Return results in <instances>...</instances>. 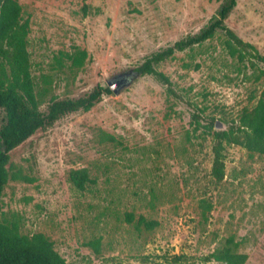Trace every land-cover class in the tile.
Returning a JSON list of instances; mask_svg holds the SVG:
<instances>
[{
	"label": "rangeland",
	"instance_id": "1",
	"mask_svg": "<svg viewBox=\"0 0 264 264\" xmlns=\"http://www.w3.org/2000/svg\"><path fill=\"white\" fill-rule=\"evenodd\" d=\"M222 1L19 0L42 111L118 76L133 80L10 153L11 175L32 181H8L0 220L15 216L21 233L45 234L69 264H219L209 256L229 238L245 264H264V155L225 143V178L211 173V132L237 125L259 99L264 65L232 55L218 32L158 65L180 98L135 73L197 33ZM226 23L264 55V0H238ZM76 48L88 54L79 69L61 58ZM79 169L92 180L84 190L69 180Z\"/></svg>",
	"mask_w": 264,
	"mask_h": 264
},
{
	"label": "trees",
	"instance_id": "2",
	"mask_svg": "<svg viewBox=\"0 0 264 264\" xmlns=\"http://www.w3.org/2000/svg\"><path fill=\"white\" fill-rule=\"evenodd\" d=\"M237 2L238 0H223L216 13L197 33L189 34L173 45L146 57L135 68V73L152 76L166 87L169 96L180 98L170 78L158 70V65L172 58L176 52L203 44L218 32L227 37L232 55L241 58L246 56L251 62L264 65V55L260 54L254 45L241 39L226 23ZM83 10L87 13L88 6H84ZM21 15L19 0H0V54L3 57L0 65V109L4 112L0 122V201L11 178L32 181L20 172L11 175L7 168L10 153L15 148L38 131L52 127L64 116L78 111H89L103 96L113 93L108 86L98 84L88 93L78 97L54 98L48 103L47 109L42 111L26 50L28 22L21 23ZM87 56V52L80 48H76L72 53H61V58L69 59L72 67L77 69L84 65ZM256 79H263L264 83V69L260 70ZM194 119L199 123L200 115L194 114ZM210 125H214L213 120ZM211 135L214 140L211 173L218 182L225 178V143L239 145L251 154L264 155V90L251 107L243 108L237 125L227 130L212 131ZM69 180L79 190H84L86 185L92 182L86 169L71 170ZM128 217L132 220L130 215ZM94 243L99 244V241L92 244ZM237 248L238 244L229 238L224 246L213 252L209 258L219 264H245L248 256L239 253ZM0 264L69 263L45 234L36 233L29 236L21 233L20 221L13 216L11 219L0 220Z\"/></svg>",
	"mask_w": 264,
	"mask_h": 264
},
{
	"label": "water",
	"instance_id": "3",
	"mask_svg": "<svg viewBox=\"0 0 264 264\" xmlns=\"http://www.w3.org/2000/svg\"><path fill=\"white\" fill-rule=\"evenodd\" d=\"M133 80L132 76L121 75L108 82V87L112 90L113 93L118 94L120 90L129 85Z\"/></svg>",
	"mask_w": 264,
	"mask_h": 264
}]
</instances>
